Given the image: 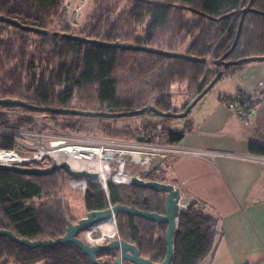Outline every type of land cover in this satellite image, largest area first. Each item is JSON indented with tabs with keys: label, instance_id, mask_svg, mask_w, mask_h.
Masks as SVG:
<instances>
[{
	"label": "trees",
	"instance_id": "16d2710c",
	"mask_svg": "<svg viewBox=\"0 0 264 264\" xmlns=\"http://www.w3.org/2000/svg\"><path fill=\"white\" fill-rule=\"evenodd\" d=\"M64 2L0 0V17L41 30L23 31L0 22V98L56 110L126 113L153 107L162 113L176 114L186 108L219 70L223 72L222 78L246 65L227 69L217 67L210 78V72L206 70L208 55L212 54L213 65L217 60L230 62L264 56V0H93L88 23L78 35L69 34L68 30L62 31L66 32L63 34L49 35L46 27L51 19L62 16L66 11ZM184 13L193 19L185 20ZM72 14L73 11L70 12L71 20ZM240 22L239 37L232 47ZM5 27L12 29L13 33H6ZM138 30L143 36H136ZM180 34H183L182 40H191L183 52L172 45L173 38L175 40ZM167 35L168 39L164 41ZM73 37L104 44L123 43L199 61L142 50L107 48ZM176 84H184L187 89L195 91L191 98L183 100L179 108L173 102L172 87ZM74 100L76 105L67 108ZM0 111L41 114L53 127L70 134L138 140L130 132H125V135L135 139L73 131L77 122L60 121L59 117L64 114L18 106H0ZM146 113L165 122L174 121V118L159 117L150 110ZM31 123L28 116L19 118L0 113V128L17 129ZM162 133L166 144L171 145L183 136L182 132L168 129ZM251 148L264 154V146L252 145ZM57 172L28 176L0 171L1 230L29 240L56 239L65 234L67 222H74L58 195ZM147 178L166 181L154 169L150 170ZM141 195L142 190L133 186H116L108 182L105 193L97 183H88L84 206L87 212L104 210L108 203L131 206ZM116 221L121 238L134 243L141 253H150V248L154 247L159 251L158 256L163 257L165 242L160 227L124 214H117ZM216 225L217 219L205 210L203 204L190 201L178 217L171 264H204L217 247L219 233ZM102 256L97 255L99 264H110ZM39 262L91 264L71 244L30 250L0 237V264Z\"/></svg>",
	"mask_w": 264,
	"mask_h": 264
},
{
	"label": "crops",
	"instance_id": "0c3cea01",
	"mask_svg": "<svg viewBox=\"0 0 264 264\" xmlns=\"http://www.w3.org/2000/svg\"><path fill=\"white\" fill-rule=\"evenodd\" d=\"M215 87L216 93L204 95L180 128H167L183 133L172 145L264 156L251 148L264 146V62L248 63L224 75ZM240 110L248 123L239 118ZM151 161V170L167 178L165 183L183 198L203 204L217 219V247L206 259L208 264H264V166L223 156L212 161Z\"/></svg>",
	"mask_w": 264,
	"mask_h": 264
},
{
	"label": "built area",
	"instance_id": "2783aa9c",
	"mask_svg": "<svg viewBox=\"0 0 264 264\" xmlns=\"http://www.w3.org/2000/svg\"><path fill=\"white\" fill-rule=\"evenodd\" d=\"M80 10L81 7L75 9V18L78 17ZM0 113H5L11 117H24L22 113L15 111H0ZM238 115L240 119L248 123V116L245 112L240 110ZM31 119L32 123L27 127L17 129L0 128V151L7 154L6 159L0 161V164L46 168L45 166L49 167L52 163L60 164L66 162L70 166L71 162H74L82 166L79 170L98 175L95 180L86 178L80 181L74 178L71 180L84 192L86 185H88L87 183H97L104 190H107L108 182L114 185L129 186L130 179L133 176L125 173V158L142 168L148 167L150 159L197 158L212 161L216 156L251 161L264 166V156L219 153L170 145L149 139L128 141L84 134H70L53 127L47 121L46 116H36L31 117ZM103 169L107 173V182L104 185L99 180ZM121 175L127 176V180H122ZM135 177L140 178L138 176ZM182 199L183 197L181 196L180 209H184L188 204L182 203ZM108 207H111L110 203H108ZM90 229L83 232L84 242L88 245H97L96 240H91L86 236L90 235V232H88Z\"/></svg>",
	"mask_w": 264,
	"mask_h": 264
},
{
	"label": "water",
	"instance_id": "95a60500",
	"mask_svg": "<svg viewBox=\"0 0 264 264\" xmlns=\"http://www.w3.org/2000/svg\"><path fill=\"white\" fill-rule=\"evenodd\" d=\"M0 22H3L7 25L15 27L17 29L23 31H35L41 32L39 29L31 28L28 26H23L21 23L14 19L0 17ZM241 29V22L239 23L237 33L233 42V46H235L239 33ZM68 37V36H66ZM77 40L99 45L107 48H117L121 50H142L148 52H155L158 54H162L169 57L174 58H187L193 61H199L196 58H189L184 55L162 52L154 49L138 47L123 43H114V44H104L97 43L95 41H89L81 39L80 37H73ZM254 62H264V56L262 57H248L242 58L236 61L226 62L223 60H217L214 64L218 68L227 69L230 66H239L248 63ZM222 70H219L217 74L212 78V80L207 84V86L186 106V108L176 114L172 113H162L156 111L153 107L151 108H143L138 111H131L126 113H97V112H80L73 110H56L49 108H36L30 105H27L25 102L15 99H2L0 98V106H18L27 110H34L44 113H54V114H64L71 116H81V117H91V118H105V119H119V118H133L137 116H141L148 112L149 110L156 113L159 117H170L174 119H183L185 118L191 109L202 99L204 95H206L210 89L218 82V80L222 76ZM0 171H10L20 175H28V176H45L50 175L56 171H63L69 177L74 179L86 178V179H97L98 175L95 173H89L85 170H73L66 162L52 163L49 167L46 168H36V167H17L10 165L0 164ZM130 186L140 188V189H148L152 190L156 193H163L166 195L165 197V210L164 214L159 215L156 213H151L147 211H140L133 207H127L125 205H111V207H107L104 210L100 211H90L87 213L86 217L80 219L76 224L72 222H67V227L65 230V234L56 239L49 240H29L25 238H18L12 232L8 230L0 229V237L7 238L10 242H13L17 245L24 246L27 249H36V248H54L56 246H66L68 244L73 245L77 248L85 257H87L91 264H99L97 260V255H104L108 251H120V258L115 261V264H120L121 261L126 260L130 264H171L173 260L174 254V246H173V238L177 230V221L179 214L181 213L180 209V192L175 189L171 184L159 182V181H150L144 180L141 178H137L133 176L130 179ZM117 214H125L131 217H139L146 221L154 222L157 224H166L167 229L165 233V246H166V254L162 262L153 263L148 259L142 258L138 255V251L135 246L126 243L123 240H112L108 244H97V245H88L83 242L80 238H78L79 234L87 231L88 229L105 222L111 218L115 219ZM104 264V263H103Z\"/></svg>",
	"mask_w": 264,
	"mask_h": 264
},
{
	"label": "rangeland",
	"instance_id": "374dc122",
	"mask_svg": "<svg viewBox=\"0 0 264 264\" xmlns=\"http://www.w3.org/2000/svg\"><path fill=\"white\" fill-rule=\"evenodd\" d=\"M64 10H66L62 16L60 17H54L49 21V24L46 27L47 33L49 35L52 34H63L68 30L69 34L71 35H78L80 31L84 28V26L88 23V16L91 14L93 10V0H65L64 2ZM81 7L80 12L82 11L81 15H77L80 18H75L76 12L75 9ZM73 11V19L71 20V15L70 12ZM79 12V13H80ZM184 18L185 20H192L193 17L190 16L188 13H184ZM73 21V22H72ZM6 33H13V30L10 29L9 27L4 28ZM136 36H143V33L140 32L139 30L136 32ZM183 34H180L178 38L174 40L173 38V47L174 49L183 52L187 49V46L190 44L191 40L189 38H186L185 40H182ZM31 39H35L34 36H31ZM165 36H163L164 38ZM162 38V39H163ZM168 39V35L164 38V41ZM221 39V38H220ZM219 39V41H220ZM218 43V42H217ZM217 45V44H216ZM215 45V46H216ZM34 46H32L33 48ZM214 50V49H213ZM211 57L212 54L208 55L206 59V70H209L210 78L215 74V72L218 70V68L211 63ZM44 66V64H42ZM194 90H189L187 89L186 85L184 84H176L172 87V94H173V102L175 103L178 108L180 107L181 103L183 100H186L188 98H191L194 95ZM216 93V87L215 85L210 89V91L207 93L206 96H213ZM76 105L75 100L68 105L67 108L71 109ZM150 106V105H148ZM149 108V107H148ZM196 109H194L195 111ZM192 109V113L194 112ZM18 113H22L24 118L25 117H39V116H44L41 114H26L23 111H15ZM188 114L186 118L191 116V114ZM23 118V117H19ZM183 119H174V121L171 122H165L162 119L152 116L149 113L143 114L141 116L133 117V118H119V119H110V120H102V119H91L87 117H80V116H68V115H62V117H59V120L62 122H77L76 124V130L75 128L73 131L80 132V133H85V134H90V135H97V136H113V137H120V138H131L135 139L137 138L138 140H143V139H148L150 138L151 140H155L158 142H165L164 139L165 137L162 136V132H164L167 128H180L181 127V122ZM103 128H106L107 130H103ZM125 132H130L135 138H133L131 135H125ZM109 133H114L113 135H108ZM2 144V143H1ZM21 153L20 151H18ZM125 173L130 174L131 176H138L141 179L148 180L147 175L150 172L152 168V161L150 159L148 163L147 168H142L140 166H137L134 163H131L129 159L125 158ZM57 162L59 160L56 159ZM61 161V159H60ZM79 165V164H78ZM50 166V165H49ZM80 168H82L81 165H79ZM48 167V166H45ZM31 168V167H30ZM39 168V167H36ZM56 180L59 184L58 187V195L61 198L63 204H65L68 207V212H69V218L72 219L74 223L77 222L80 218L84 217L87 213L85 210L84 206V195L85 192L81 189L78 188L74 182L71 180L73 178L69 177L65 172L59 171L56 174ZM85 178H79L76 179L77 181L83 180ZM164 179L167 180V178L164 177ZM76 181V182H77ZM88 184V183H87ZM99 185V184H98ZM116 186H123V185H116ZM125 186V185H124ZM127 186V185H126ZM130 186V185H129ZM99 187L107 193V190H104L101 185ZM87 189V185H86ZM182 203L186 204L189 203L190 200L185 197L181 201ZM183 210V209H181ZM116 226H117V222ZM164 228L162 229V236L165 237L164 233ZM90 235H86L89 237L91 240H96L98 241L99 239L102 238L101 233H100V228H92L90 229ZM81 240L84 242V234L81 233ZM114 239V238H113ZM112 240V239H111ZM109 240H104L102 241V244L106 243ZM101 244V245H102ZM103 260H105L104 257H102ZM205 260L204 264H208V261ZM36 264H44L42 262L36 263Z\"/></svg>",
	"mask_w": 264,
	"mask_h": 264
},
{
	"label": "flooded vegetation",
	"instance_id": "af4514ba",
	"mask_svg": "<svg viewBox=\"0 0 264 264\" xmlns=\"http://www.w3.org/2000/svg\"><path fill=\"white\" fill-rule=\"evenodd\" d=\"M160 182H162V181H160ZM163 182L165 183V181H163ZM141 190H142L141 197H139V199H136L135 200L136 202L133 201L131 206H127V205H125V206H127V207H133V208H136V209H138L140 211H147V212H151V213H156V214H159V215L164 214V210H165V197H166V195L163 194V193H156V192H154L152 190H148V189H141ZM87 213H86V215H87ZM86 215L84 217L80 218V219L85 218ZM126 216H128V215H126ZM128 217H131V216H128ZM132 218H137V219L144 220V219L139 218V217H132ZM79 220H77V222ZM114 220H115V222H117L116 221V216H115V219ZM147 222H150V221H147ZM76 223H74V224H76ZM151 223H154V222H151ZM154 224H156L161 229L164 228L165 229L164 230V233H166V229H167V225L166 224H160V225L157 224V223H154ZM115 225H116V223H115ZM116 229H117V235L112 240H123L126 243L135 246V248L138 251V255L140 257L145 258V259H148V260H150L153 263H160V262H162V260L165 257V254H166V246H165V249H164L163 257H159L158 256L159 251L157 249L155 250L154 247L150 248V250H149L150 253H147V254L141 253L134 243H132L130 241H127V240H124L123 238H121L120 233L118 232V226H116ZM79 238H81V235L80 234H79ZM112 240H109V241H107L104 244H108ZM164 242H165V237H164ZM153 255H155V256H153ZM102 257H104L106 260H109V263L110 264H115V261L120 258V251L119 250H116V251H114V250L113 251H108ZM120 264H130V263L127 262L126 260H124V261H121Z\"/></svg>",
	"mask_w": 264,
	"mask_h": 264
},
{
	"label": "bare ground",
	"instance_id": "6f19581e",
	"mask_svg": "<svg viewBox=\"0 0 264 264\" xmlns=\"http://www.w3.org/2000/svg\"><path fill=\"white\" fill-rule=\"evenodd\" d=\"M6 157H7V154L0 151V161L5 160ZM70 166L74 170H79V168H80V166L74 162H71ZM106 174H107L106 170L103 169L101 171V178H99L100 182L103 185L107 182V175ZM121 176H122V180H124V181L127 180V176H125V175H121ZM124 181H120V182H124ZM93 228H100V233H101L102 238L97 241V244L102 243V241H104L105 239H111V238H114L116 236L117 229H116V225H115V220L112 218L94 226Z\"/></svg>",
	"mask_w": 264,
	"mask_h": 264
}]
</instances>
